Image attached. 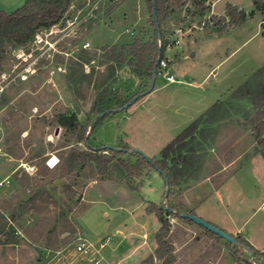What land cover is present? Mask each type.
<instances>
[{
  "label": "rangeland",
  "instance_id": "rangeland-1",
  "mask_svg": "<svg viewBox=\"0 0 264 264\" xmlns=\"http://www.w3.org/2000/svg\"><path fill=\"white\" fill-rule=\"evenodd\" d=\"M101 1L106 0L73 1L59 23L39 31L37 38L25 46L8 44L6 47L0 65V103L6 100L0 107V179L9 173L10 183L0 186V211L8 216L15 210L16 218L6 220V230H14L10 240L0 236V264H64L66 256L55 254V250L63 246L68 250L64 254L70 258L84 257L73 252L75 225L81 228L83 237L93 242L98 236L110 237L103 248L107 263L138 264V256L147 250L149 244L154 245L159 222L151 213L147 222L150 233L148 246L127 256L138 239L129 231H136L138 225L134 220L142 217L140 206L138 209L135 206L140 202L149 205L162 201L188 210L181 196L184 187L176 190L165 202L164 180L155 169L147 171L141 185L133 190L125 183L109 180L106 174L87 167L77 176L78 182L87 183L90 178L109 182L89 187L84 202L75 199L83 188H77L80 193L75 198L72 193L63 191L62 184L70 182L75 173H59L60 155L65 156L68 148L74 145L75 137L64 132L53 119L58 113H74L85 124L95 95L85 82L82 85L69 82L68 75H75L78 71L71 61L78 58L85 42H89V47L84 49L99 54L103 45L126 43L135 38L145 41L153 34L144 0H128L108 13L106 7H99ZM227 1L232 0H219L215 10L220 11ZM235 1L243 7L250 3V0ZM259 1L264 4L263 0ZM204 6L207 9L199 14V7L190 0H181V5L164 24V33L170 42L164 50V58L176 81L167 82L161 75H155L151 91L150 82L141 84L126 67L121 68L114 87L124 98L139 93L137 100L104 117L88 139L74 146L84 150L87 146L103 148L133 143L136 147L132 149L147 157L158 158L160 150L190 123H185L184 119L191 115L197 118L200 112L195 115L196 109H207L221 97L222 92L228 88L232 91L264 64V31L261 29L264 23L260 27L258 17L218 32L220 24L216 19L219 15L210 12L207 1ZM95 10L99 12L93 13ZM213 16L215 19H211ZM93 17L98 21L88 28L89 18ZM217 34H220L217 38L202 41ZM176 39L179 40L178 45H174ZM190 49L195 50L192 56ZM90 64L95 65V70L104 68L103 65L98 66L97 57ZM90 64L83 66L84 72L90 70ZM212 67L214 69L205 77ZM147 91L151 93L143 97ZM230 91L221 99L224 100ZM141 100L145 101L141 103ZM166 103L173 105L172 108H165ZM174 105L180 106L178 112H172ZM247 108L244 101H235L229 106L230 116L220 121V125H215L214 142L208 148L201 175L214 173L222 164L236 157L239 150L251 145L253 133L242 125V114ZM181 114L188 117L181 118ZM41 117L46 118L49 124L45 126ZM21 128L26 130L18 133ZM238 139L240 141L236 142ZM252 154L253 149H249L213 179L220 182ZM53 156L58 159L54 166ZM118 156L135 160L129 152ZM256 157L259 163L264 164L260 154L257 153ZM44 166L49 171L38 173ZM234 182L235 179L231 180L227 186L230 188ZM35 194L31 204L18 206ZM260 201H254L251 210ZM118 223L128 233L119 246L115 233ZM185 230L188 234L186 241L179 251L174 249L171 264H247L245 254L240 253V247L235 243L206 230L196 235ZM169 233L170 228L166 240ZM94 244L100 247L98 242ZM103 263L107 264L106 261ZM250 263L264 264V257L254 259L251 255ZM149 264H163V260L154 257Z\"/></svg>",
  "mask_w": 264,
  "mask_h": 264
},
{
  "label": "trees",
  "instance_id": "trees-1",
  "mask_svg": "<svg viewBox=\"0 0 264 264\" xmlns=\"http://www.w3.org/2000/svg\"><path fill=\"white\" fill-rule=\"evenodd\" d=\"M73 1L77 0H25L21 6L13 11L0 10V65L5 57L8 44L14 47L25 46L34 39L39 31L49 29L59 23ZM81 1L85 2L86 0ZM126 1L128 0L101 1L99 2V7H106V12L108 13ZM190 1L193 5L199 7V14H202L207 9L204 6L207 0ZM144 3L153 26L151 38L145 41L135 38L126 43L103 45L99 49V54L96 51L91 53L83 48L78 58L71 61L78 71H75V73L77 72V75L75 74L77 78L74 74L68 75L69 82L74 85H82L85 82L87 87L90 86L95 91L85 124H82L74 113H58L54 116L53 120L58 127L63 128L64 132L74 135V145L85 140V136L88 139L92 130L104 117L122 109L123 105L129 102L132 96L124 98L119 90L114 87L117 81V72L121 68L126 67L130 74L140 80L141 84L149 83L157 59L164 58V50L170 43L164 33V24L167 18L181 5V0H144ZM252 3L254 8L249 15L261 10L263 7L259 0H252ZM98 12L99 10H95L93 13L96 14ZM246 17L247 14L244 10L239 9L237 6L226 4L225 13L219 15L216 19V23L220 24L218 32H223L227 27L232 28L242 24ZM211 19H215V16L211 17ZM97 21L94 17L89 18L88 28L93 27ZM95 57L98 58V66L103 65L104 68L95 70V65L90 64ZM86 64L91 66L88 72H84L83 69ZM157 69L158 63L156 71ZM135 95H139V93ZM235 101H244L248 104V108L242 114V125L253 133V153L260 154L264 159L263 64L241 85L230 91L224 100H216L202 114L192 120L160 150L158 158L147 157L143 153L132 149L128 144L116 147L126 149L130 157H135L134 161L119 157V154L127 152L118 149L109 150L106 147L93 148L87 146L86 149L81 150L74 145L70 146L65 156L60 155L61 162L58 170L62 175L75 174L70 182L62 184L63 191L68 194L72 193L75 198L80 193L77 188H83L86 185L84 182H78L76 178L87 167L92 170L95 168L97 173L106 174L107 179L123 182L133 190H137L141 185L143 176L147 174V171L155 169L168 182L169 190L164 198L166 202L176 190L182 187L186 188L193 182L205 177L201 175V172L208 148L214 142L215 125L230 116L228 109ZM5 102L6 100H1L0 107ZM99 114L103 115L98 116ZM41 120H43L42 122L45 126L49 124L46 118L41 117ZM23 130H26V128L19 129L18 133ZM48 171L49 169L44 166L43 170L38 173L43 174ZM39 177H42V175L39 174ZM91 180H95V178H90L89 181ZM35 198L36 194L28 196L18 206L26 207ZM75 199L80 201V194ZM146 210L154 213L159 222V229L155 234V255H149L140 264L152 263L154 257L163 260V264H171L174 261L173 246L166 240V235L170 228V220L174 217H180V212L192 214V211L164 203L162 205L150 203ZM15 218V210L8 216L0 211L1 239L6 237L5 239L10 240L14 230L10 228L6 230V220ZM183 219L191 221L188 218ZM205 230L220 238L211 231ZM234 237L237 240L236 245L240 247V253L245 254L247 264H252L247 255L248 251L251 252L254 259L264 257V252L255 249L241 236Z\"/></svg>",
  "mask_w": 264,
  "mask_h": 264
},
{
  "label": "crops",
  "instance_id": "crops-1",
  "mask_svg": "<svg viewBox=\"0 0 264 264\" xmlns=\"http://www.w3.org/2000/svg\"><path fill=\"white\" fill-rule=\"evenodd\" d=\"M24 1L25 0H0V10L6 12L13 11L19 6H21ZM218 2L219 0H207V5L210 7L211 10L210 12L212 14L223 15L225 13L226 4H231L245 11L247 17L244 23L248 22L251 18L255 16L259 18L258 24L260 25V27L261 24L263 25L264 23V4L261 10L255 11L252 15H249L254 8L252 0H250V3L247 4L246 7H243L240 3H237V1L235 0L227 1L224 7L220 11H216L215 7ZM261 29L264 31V28L261 27ZM219 35L220 34H217L209 38L202 39V41L217 38ZM191 50L192 49H190V51ZM190 51L189 54L191 52H193V54L195 53V50L191 52ZM165 56L168 57L166 54ZM218 64H216L214 67H216ZM214 67L209 69L205 77L214 69ZM226 90H225L226 92H222L221 97H219L218 99H221L222 96L224 94H227L231 89L228 88ZM151 91H147L142 96L146 97L148 94L151 93ZM144 101L145 100H141L140 102L142 103ZM171 106L173 105H170V103H166L164 107L168 108ZM174 106L175 107H173L172 112H178L180 110V106L178 105H174ZM205 109L206 108L196 109L195 115L196 113L199 112L200 115ZM125 113H128V110ZM176 117L178 118L179 116ZM180 117L186 118L188 117V115L181 114ZM195 118L192 117L191 115L189 119L186 118L184 120L185 123L186 122L188 123V121L191 122ZM241 136L242 135H240L239 138ZM238 141H240V139H238L236 142ZM253 142L249 147L246 146L244 147V149L239 150L237 152L236 157L230 159L225 164H222V166L219 167L217 171L211 174L203 175L205 177L190 184L181 192V196L183 199V204L188 207V210L192 211V214L197 215L202 219L208 221L209 223L221 228L222 230H224L226 233H228L233 237L238 235L241 236L255 249L264 252V164L259 163L258 162L259 160H257L256 157L257 154L253 153L249 158L244 159L233 171L227 173L223 178V180H221L220 182H217L215 179H213V176L219 173H223L236 160L240 159L243 153H245L249 149H253V144H254ZM127 144L131 148L136 147L133 143H127ZM8 174L1 176L0 186H4L10 183L8 179L9 178ZM233 179H235V182L233 186L229 188L227 185ZM99 182H109V181L95 179L87 182L81 191L79 202L86 201L87 189L91 187L93 184ZM260 199L261 201L256 206V208L251 210L252 203ZM147 205L148 203L143 202L141 204L140 202L135 206V208L140 206L139 207L140 216L142 217L140 219H135L134 220L135 222L133 221L135 224L138 225L136 231H129V233H132L131 235H135L138 239H136V242H134L127 256L129 254L131 255L134 254L136 251L139 252L143 246H148L150 233L149 230L147 229V222L148 219H150L151 217L150 215L152 212H148L146 210ZM131 213H133L132 210ZM171 224L172 225L170 227V233L168 235L167 241L173 246V251L175 249V252L179 251L183 243L186 241L185 239L188 234L187 233L185 234L186 231L185 229L192 231L193 235L200 233L202 230L205 231V228H203L199 224L185 220L181 217L172 218ZM75 228H76L75 236L77 235L82 236V234H80L81 228L78 225H75ZM115 230H116L115 232L116 235H118L117 245L119 246V244L123 242L124 238L127 237L128 233L121 229L120 223L117 224ZM98 237L95 240V242L88 240L87 238L86 239L92 243L98 242L102 246L100 252L103 257V260L101 261L100 264H104L103 263L104 261H106V263L108 261L105 254L103 253V248L109 243L110 237L109 236H107L106 238H103L101 236ZM155 247H156L155 241H154V245L149 244L147 250L138 256L139 257L138 264H140L149 255H152L155 250ZM114 248H111L110 250H114ZM64 256H66L65 259H67L66 261H64V264H93L86 257H79L74 259V258H70L68 255H63V257Z\"/></svg>",
  "mask_w": 264,
  "mask_h": 264
},
{
  "label": "built area",
  "instance_id": "built-area-1",
  "mask_svg": "<svg viewBox=\"0 0 264 264\" xmlns=\"http://www.w3.org/2000/svg\"><path fill=\"white\" fill-rule=\"evenodd\" d=\"M37 35H35V38H37ZM179 40L176 39L174 40V45H178ZM89 47V42H85L83 44V48ZM156 75H161L167 82H174L175 81V76L171 72L170 65L168 64V61L165 58H162L158 61V69L156 71ZM53 166L58 163V159L53 156ZM49 166H51L48 163ZM73 252L77 253L81 256L86 257L89 259V261L93 264H100L101 261L103 260V257L101 255L100 247H97L94 243L88 241L85 237L81 235H77L73 238ZM67 250L66 246L59 247L55 250L56 255L63 256L65 255L64 252ZM68 251V250H67Z\"/></svg>",
  "mask_w": 264,
  "mask_h": 264
},
{
  "label": "water",
  "instance_id": "water-1",
  "mask_svg": "<svg viewBox=\"0 0 264 264\" xmlns=\"http://www.w3.org/2000/svg\"><path fill=\"white\" fill-rule=\"evenodd\" d=\"M159 50H160V47H159ZM193 55V52L190 53V56ZM160 59L158 58L157 59V62L153 68V72H152V77H151V80H150V89L153 87V83H154V79H155V73H156V68H157V63ZM138 98V95H134L133 97H131V99L129 100V102H127L126 104L123 105L122 109L128 107L131 103L135 102ZM103 114H99L98 116H101ZM87 139V136H85V140ZM106 149H109V150H115V149H118L120 151H124V152H127L126 149H123V148H119V147H116V146H106ZM163 180H164V183H165V192H164V198L167 196L168 194V190H169V186H168V182L167 180L165 179V177H163ZM162 201L160 202V205H162ZM179 216L182 217V218H188L189 220H191L192 222L194 223H197L199 224L200 226H202L203 228L211 231L212 233H214L215 235L219 236L220 238H223L225 240H227L228 242H232V243H237V240L235 237L229 235L228 233H226L224 230H222L221 228L209 223L208 221L202 219L201 217L197 216V215H194V214H187L186 212H180L179 213ZM248 255V258L251 259V252L248 251L247 253Z\"/></svg>",
  "mask_w": 264,
  "mask_h": 264
}]
</instances>
